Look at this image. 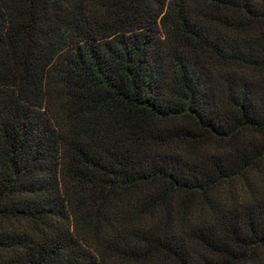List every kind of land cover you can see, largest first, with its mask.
I'll use <instances>...</instances> for the list:
<instances>
[{"label": "trees", "instance_id": "trees-1", "mask_svg": "<svg viewBox=\"0 0 264 264\" xmlns=\"http://www.w3.org/2000/svg\"><path fill=\"white\" fill-rule=\"evenodd\" d=\"M0 264H264V0H0Z\"/></svg>", "mask_w": 264, "mask_h": 264}]
</instances>
